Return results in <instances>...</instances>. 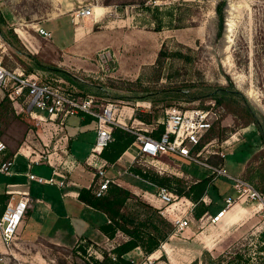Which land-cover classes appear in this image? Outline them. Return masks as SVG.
I'll use <instances>...</instances> for the list:
<instances>
[{"label": "rangeland", "instance_id": "rangeland-1", "mask_svg": "<svg viewBox=\"0 0 264 264\" xmlns=\"http://www.w3.org/2000/svg\"><path fill=\"white\" fill-rule=\"evenodd\" d=\"M140 1L0 0L4 62L79 96H94L96 109L114 104L116 119L127 128H147L154 135L167 110L216 100L222 115L203 139L201 158L213 166L223 164L227 174L243 176L264 194V0H228L221 27L220 0ZM81 7H96L98 16L74 22L73 13ZM37 27L52 37L41 36ZM38 129L0 88V137L16 146L25 140L38 146ZM152 163L163 165V172ZM131 166L133 174L141 168L171 179L155 184L128 174L126 180L132 197L122 211L132 221L129 225L154 233L157 225L168 234L151 256L154 264H264V207L257 202L235 205L218 223L206 212L196 217L197 202L190 227L175 231L169 216L161 213L164 204L146 196L165 186L178 200L190 198L177 191L211 177L216 186L204 196L209 194L212 203L208 196L202 201L211 203L208 212L213 213L225 206L227 196L236 197L229 177L215 179L199 164L167 156L154 160L139 155ZM94 250L107 251L89 240L73 248L27 244L0 252V264H85Z\"/></svg>", "mask_w": 264, "mask_h": 264}, {"label": "built area", "instance_id": "built-area-1", "mask_svg": "<svg viewBox=\"0 0 264 264\" xmlns=\"http://www.w3.org/2000/svg\"><path fill=\"white\" fill-rule=\"evenodd\" d=\"M92 15H95L94 7H81L73 13L72 20L77 22L81 17ZM36 30L45 38L52 37V32L43 27H37ZM6 49V42L0 32V88L5 91L15 106L20 107L35 121L37 127L50 125L54 129L52 135L60 138L58 135L64 129L70 116L86 113L94 116L97 122L96 138L91 149L92 155H102L103 150L114 139L112 134L114 124L121 123L120 127L134 132L135 141L132 144L138 148V156L142 155L146 159L154 160L160 156H167L171 160L194 162L211 170L212 174H216L215 179L220 175L229 177L236 191V197L227 196L225 206L216 213L208 211L205 213L213 223L220 222L237 204L257 202L259 208L264 207V194L251 182L243 176H231L225 172L223 166H213L201 158L205 150L203 147L200 148L203 139L219 122L222 115L223 108L216 100L209 101L205 106L167 110L162 121L164 130L157 135L151 134L147 128H138L133 131L127 128L120 119H116L114 104H107L103 108L96 109L94 96H79L74 90L62 84L53 83L39 78L36 74L28 73L23 67L8 68L4 62ZM140 123L142 122L140 121ZM44 144L45 147H48V144ZM7 150V142L0 137V173L4 174H10L14 164L13 158L5 157ZM47 152L45 148L42 150L33 149L29 155L30 162L39 163L45 158ZM220 154L225 157L224 152H220ZM152 164L159 172H163L165 168L163 165ZM28 177L39 183L60 186L65 184V174L57 169H53L52 175L49 177L35 173H28ZM57 177L63 179L58 180ZM111 183H115V179L107 176L105 167L103 165L97 167L96 181L91 187L93 194L98 197L105 195ZM6 192L10 195V199L5 209L0 213V237L6 248L12 251L14 240L27 213L30 198L27 191L8 188ZM15 195H18V198ZM149 195L152 200L155 198L156 201L164 204L165 209L161 213L169 216L175 231L190 227L197 202L191 201L187 197H181L178 200L177 194L165 186L157 187L155 193L151 192ZM206 199L207 196L201 198L207 202ZM110 256L114 260L117 259L115 253H111Z\"/></svg>", "mask_w": 264, "mask_h": 264}, {"label": "crops", "instance_id": "crops-1", "mask_svg": "<svg viewBox=\"0 0 264 264\" xmlns=\"http://www.w3.org/2000/svg\"><path fill=\"white\" fill-rule=\"evenodd\" d=\"M89 116L93 119L89 120ZM90 121L95 122L94 128L89 127ZM96 127L94 116L79 113L68 118L64 129L58 135L61 139L52 135L54 129L50 125H45L37 130L38 146L31 145L27 140L19 146L7 141L8 150L5 157L13 158L14 164L10 174L0 173V213L10 199V195L6 192L8 188L27 191L30 198L27 213L14 240L12 251L22 250L24 245L37 243L73 248L80 242L89 240L93 245L104 247L110 255L116 246L129 239V236L120 230L114 237H109L102 230V225L110 222L108 215L80 198L81 189L92 187L96 181L97 167L102 165L108 177H113L115 183L127 189H130L131 184L126 181L128 174L131 178H142L132 172L131 165L138 157V148L134 144H131L114 162L108 161L102 155L91 154L96 138ZM44 143L48 144V147H45ZM43 148L48 151L45 158L39 163H31L29 155L32 150ZM53 169L65 174L63 186L39 183L28 177V173L49 177ZM150 193L146 191V196ZM15 196L18 198V195ZM207 196L211 199L209 194ZM211 203L208 204L209 209ZM231 212L232 210L228 211V214ZM7 250L0 237V252ZM156 252L148 255L141 247H137L124 256L135 264H154L151 256ZM94 254V258L99 260L104 258L102 250H94Z\"/></svg>", "mask_w": 264, "mask_h": 264}, {"label": "trees", "instance_id": "trees-1", "mask_svg": "<svg viewBox=\"0 0 264 264\" xmlns=\"http://www.w3.org/2000/svg\"><path fill=\"white\" fill-rule=\"evenodd\" d=\"M149 0H141V4H146ZM228 0H220L216 6V12L219 17L220 27L223 26V11ZM162 52V51H161ZM160 52V53H161ZM57 71L67 75L66 71L56 68ZM218 96V95H217ZM218 98L221 100L222 97ZM93 117L89 116V120ZM164 125H161L157 132H162ZM114 136L113 141L106 147L102 156L110 162L116 161L123 152L135 141V134L123 127H114L112 130ZM134 172L139 174L143 179L149 180L155 184H164L165 182L171 181L170 178L159 176L158 174L149 175L146 171L141 168H135ZM214 182L211 183V177H205L193 184L187 189L183 188L177 192L182 195H187L192 198L195 202H198L196 208V217L202 216L209 210V205L205 204L201 198L208 193L212 186H216ZM132 197L131 191L118 184L111 183L108 190L103 196H95L91 188H82L80 191V198L91 205L92 207L105 212L110 222L102 225V230L109 236L114 237L117 231H122L129 236V239L124 243L116 246L112 252L117 255V259H112L107 251H103L104 258L99 260L94 257H90L89 260L85 261V264H135L124 255L129 251L141 247L146 254H151L158 249L163 239L168 238V234L162 233L157 225H153L156 230L145 231L140 226H130L129 223L132 221L122 211V208L127 201Z\"/></svg>", "mask_w": 264, "mask_h": 264}, {"label": "bare ground", "instance_id": "bare-ground-1", "mask_svg": "<svg viewBox=\"0 0 264 264\" xmlns=\"http://www.w3.org/2000/svg\"><path fill=\"white\" fill-rule=\"evenodd\" d=\"M100 7H97V9H99ZM101 9V8H100ZM96 13H97V11H96V7H95V15L94 16H96ZM98 14H102V11H99V13Z\"/></svg>", "mask_w": 264, "mask_h": 264}]
</instances>
